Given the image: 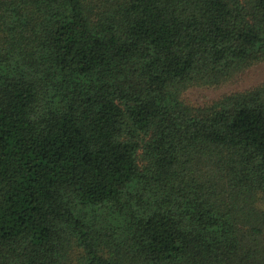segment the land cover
I'll return each instance as SVG.
<instances>
[{
    "label": "trees",
    "instance_id": "16d2710c",
    "mask_svg": "<svg viewBox=\"0 0 264 264\" xmlns=\"http://www.w3.org/2000/svg\"><path fill=\"white\" fill-rule=\"evenodd\" d=\"M255 65L264 0H0V264H264Z\"/></svg>",
    "mask_w": 264,
    "mask_h": 264
},
{
    "label": "rangeland",
    "instance_id": "374dc122",
    "mask_svg": "<svg viewBox=\"0 0 264 264\" xmlns=\"http://www.w3.org/2000/svg\"><path fill=\"white\" fill-rule=\"evenodd\" d=\"M264 80V65H255L251 67L249 70H247L245 73H243L240 78L236 81V83L228 88L227 90H233L238 88H246L250 87L254 84H257ZM216 95V92L211 91H194V93L191 95V99L193 100H204V99H210L211 97H214Z\"/></svg>",
    "mask_w": 264,
    "mask_h": 264
}]
</instances>
